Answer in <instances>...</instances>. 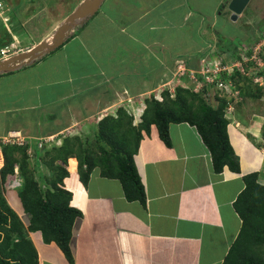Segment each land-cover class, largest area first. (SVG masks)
Segmentation results:
<instances>
[{
  "label": "crops",
  "instance_id": "obj_1",
  "mask_svg": "<svg viewBox=\"0 0 264 264\" xmlns=\"http://www.w3.org/2000/svg\"><path fill=\"white\" fill-rule=\"evenodd\" d=\"M80 1L77 0L62 17L65 19ZM187 1L179 0L177 4L182 6ZM235 1L237 7L230 6ZM255 3L256 0L217 1L222 5L219 14L226 12L229 16L236 10L239 12L236 20L247 15L246 9ZM154 5H144V15H148ZM192 6L184 16L196 10ZM15 12L16 8H6L5 15L11 19ZM21 16L26 17V14ZM193 20L191 18L189 23ZM212 21L216 23L215 15ZM191 24L193 28L195 22ZM153 26L150 29H156ZM203 28H199L202 34ZM214 33L221 35L219 29ZM206 34L209 32L201 36V46L205 43ZM191 37L197 36L193 33ZM54 50L56 48L45 51L33 60L25 58L15 68L0 71V136L9 131H18L25 136L26 144L34 152L29 160L36 164L40 175L49 174L40 160V155L49 145L39 149V139L51 136L54 138L51 145L59 146L66 135L82 137L91 133L88 136L92 137L95 123L109 110L116 112L119 105L113 102L114 94L99 101L96 87L100 86L107 93V87L101 85L107 79L96 78L94 73L89 74L93 79L86 90L95 92L84 97L86 90H81L82 83L74 84V77L78 75L62 77L59 65L51 67L45 63L47 54ZM50 70L56 74L49 77ZM97 72L107 77L104 71ZM96 80L104 82L97 86ZM67 82L73 83L78 90L74 93ZM73 97L77 105L71 102ZM248 98L256 97H243L242 108ZM253 115L246 122L243 121L246 116L237 118L235 115L227 124L229 141L239 160V172H234L227 165L220 172L214 171L209 150L196 127L188 123L170 124V145L158 138L155 129H151L149 135H143L134 161L145 188V205L137 200H128L120 181L102 176L99 167H94L87 182L83 183L77 160L69 157L64 165L68 174L62 179L61 186L71 194L69 205L81 212L71 226L69 249L73 261L65 257L54 241L45 242L40 230H29L27 234L37 251L38 264H221L241 224L233 202L243 188L242 176L256 171L258 181L264 183V175L261 174L264 147H260L262 135L258 136L259 130L263 131L260 128L263 124ZM91 119H95L94 123ZM37 150H40V155ZM2 163L3 159L0 165ZM5 196L9 206L27 227L29 216L23 211L17 191Z\"/></svg>",
  "mask_w": 264,
  "mask_h": 264
},
{
  "label": "rangeland",
  "instance_id": "obj_2",
  "mask_svg": "<svg viewBox=\"0 0 264 264\" xmlns=\"http://www.w3.org/2000/svg\"><path fill=\"white\" fill-rule=\"evenodd\" d=\"M76 1L6 0L3 9L16 8L17 12L13 18L5 19L10 33L13 35L8 39L4 37L8 35L6 24L0 18V36L2 37V39L0 38V47L12 43L5 55H16L44 39H47V43L50 44L52 34L60 25L59 23H63L65 20L62 16ZM178 1L102 0L99 9L93 16L76 20L67 32L63 43L72 39L62 48L56 47V50L47 54L45 63L51 67L59 65L58 71L60 75H63L62 77L78 75L77 78L74 77V84L78 81L81 82L82 91L86 90L93 79L89 77L90 73H94L93 76L96 78L103 77L104 81L107 79L102 84L101 82L104 81L96 80L97 86L101 84L107 87V93L100 86L96 87L99 101L102 102L103 99L114 94L113 102L119 103L120 107L132 115V122L135 124L138 118L141 120V113L146 106L144 100L153 95L156 99L161 100V91L163 88L166 89L165 87L168 88L172 97L176 84L189 86L196 92H200L201 84L193 79L194 67L201 63V59L206 60L207 56H210L221 62L225 58L229 62L224 65L228 64L232 68V65L237 63L242 71L245 69L240 63L241 60L238 61L235 57L236 54L241 56V59L246 55L245 52L264 54V0H256L250 9L249 7L246 9L247 15L241 16L239 20L232 19L231 15L227 16L226 12L219 14L222 11V5L217 4V1L220 0H196L194 5V0H189L185 4L182 3V6L177 4ZM147 4L156 5L152 6L148 15H144V5ZM216 4L217 8H215ZM191 6L193 10L196 7V10L191 11L192 13L188 16H184V12L191 9ZM31 8L33 9L30 10ZM25 14L26 17L21 16ZM214 15L216 23L212 21ZM191 18L194 20L189 23ZM193 22H195V26L192 28L191 23ZM151 26L156 29H150ZM201 27L205 29L203 34L209 32L206 34L205 43L202 46L199 44L203 39L199 36ZM217 29L220 30L224 39V43L220 42L223 48L217 46V41L220 39L219 34L214 33ZM193 33L194 36L197 35L196 38L191 37ZM212 41L214 42L210 46ZM119 42L122 44L120 45ZM217 50L220 53H216ZM188 61H190L189 67L187 66ZM261 61L251 62L258 64L256 70L259 73L262 69ZM247 68L248 71L249 69L251 71L246 77L251 79L250 77H254L252 73L255 69L253 70L249 63H247ZM97 70L100 73L104 71V75L107 77H104L103 73L99 74ZM201 70L198 71L201 73ZM262 73L264 74V72ZM55 74L53 70L49 71V77ZM244 83H248L246 78ZM74 84L67 82V85L75 93L78 89ZM249 84L252 91L258 85L254 82ZM211 87L209 88V95L211 94L209 99L207 98L208 93L207 96L205 95L208 102H212L211 99L215 95V91ZM259 87V92H257L259 95L256 98L246 99L245 108L244 106L242 108L241 103L237 104L229 116L231 114L236 115L237 118L246 116L243 118V121L246 122L251 119L253 114H256V119L263 124V128L260 127L263 131L259 130L258 136L261 134V140H264V86ZM93 92L95 91L86 90L84 97H89ZM204 94H206L205 91ZM79 97H82V94ZM71 102L77 105V100L74 97ZM64 104L67 105V102L64 101ZM117 107H119L118 104ZM246 108L247 110H245ZM111 113L113 112L109 110L107 114ZM21 116L22 114L17 117ZM255 116L253 115L254 118ZM89 134L91 135V133ZM89 134L86 133L82 137L88 141L91 139ZM39 151L37 150L40 155ZM32 164L33 162H30V166ZM261 174L264 175V166ZM20 187L21 185L17 187L16 191Z\"/></svg>",
  "mask_w": 264,
  "mask_h": 264
},
{
  "label": "trees",
  "instance_id": "obj_3",
  "mask_svg": "<svg viewBox=\"0 0 264 264\" xmlns=\"http://www.w3.org/2000/svg\"><path fill=\"white\" fill-rule=\"evenodd\" d=\"M199 36L203 34L200 32ZM9 37L7 35L6 38ZM223 40L221 37L217 41L219 48H223L220 45ZM216 53L220 52L217 50ZM236 55L237 60H242ZM228 62L224 58L220 63L224 65ZM249 64L254 69L257 67L254 63ZM198 68L199 65L194 70ZM230 77L242 97L259 95L260 87L257 85L252 91L249 84L252 81L246 75L234 71ZM245 78L248 83H244ZM207 83L205 81L200 92L176 84L173 97L167 87L163 88L161 100L154 95L144 100L146 106L137 124L132 122V115L119 106L115 115L106 114L95 123L90 140L86 141L78 135L64 136L61 145L45 149L40 155V160L49 171L47 175H40L35 163L30 166L29 157L34 152L27 144H0L3 156L0 167V264H38L37 251L27 234L29 230H40L45 242L54 241L65 257L73 261L69 249L71 226L81 212L69 205L71 194L61 186L62 179L68 174L64 165L69 157L77 160L83 183L87 182L92 169L99 167L102 176L120 181L128 200H137L145 205V188L134 161L139 142L143 135H149L151 129H155L158 138L170 145V124L185 122L196 127L211 154L214 171L220 172L227 165L234 172H239V160L227 134L230 119L226 117L225 109L228 100L215 91L212 102H208L205 95L208 93L207 98L211 95L209 88L214 87L215 81ZM240 103L241 100L235 105ZM94 120L91 119V122L94 123ZM262 143L260 147H264V140ZM57 160H60L59 163ZM15 168L22 180L17 195L25 214L29 216L27 227L4 195L3 184L14 174ZM242 180L243 188L233 202L241 219L240 228L221 264H264V184L258 181L256 171L243 175Z\"/></svg>",
  "mask_w": 264,
  "mask_h": 264
},
{
  "label": "built area",
  "instance_id": "obj_4",
  "mask_svg": "<svg viewBox=\"0 0 264 264\" xmlns=\"http://www.w3.org/2000/svg\"><path fill=\"white\" fill-rule=\"evenodd\" d=\"M4 3L2 0H0V18L2 19V21L6 24V28L8 29V31H10V28L8 27L6 20L8 19V17L5 15L6 10L3 9ZM8 47L2 48L0 50V53L2 54L1 58L2 59H6L10 56L5 55V52L8 51ZM207 56V55H206ZM205 57V56H204ZM208 59V60H207ZM207 59H201V63L199 64V68L197 70H194V79L198 84H201L200 87H202L206 82L209 83H214V91H217L218 95L220 97H225L228 102H227V109L226 111H231L233 110L234 104L237 101L242 100V95L240 92V89L237 88L234 84L233 81L231 79V74L234 71H238L243 75L249 76V73L251 71V69L247 68V63H251L253 61H256L257 63L262 60V69H260L259 73L256 68L255 71H253L252 74H254V77H250L252 82L254 83H258V85H264V81H263V76L264 74L262 72H264V59H260V53L257 52L255 54H251L247 57H243V59L240 61V63L242 64V66L244 67L245 70H240L239 66L237 65V63H235V65H232V68L228 66V64L226 65H221L219 64L220 62L217 61V59L215 57H210L207 56ZM258 59V61H257ZM239 61V60H238ZM204 63V64H202ZM256 64V66H258V64ZM254 64V65H255ZM202 65V66H201ZM201 66V67H200ZM260 66V68H261ZM254 70V66H251ZM201 70V73L198 70ZM193 72V71H191ZM248 73V74H246ZM225 75V76H224ZM202 77L201 79H199L198 77ZM203 79V80H202ZM49 139V138H48ZM47 138H41L38 140L37 142V146L38 148H42L44 144H49L52 143L50 140H48ZM51 139V137H50ZM26 138L25 136H23L20 132L18 131H9L7 132V134L0 136V144H6V143H15V144H25L26 143ZM1 149V148H0ZM20 184V180L18 178H12L11 180L7 181V183L5 184V188L6 189H14L17 185Z\"/></svg>",
  "mask_w": 264,
  "mask_h": 264
},
{
  "label": "water",
  "instance_id": "obj_5",
  "mask_svg": "<svg viewBox=\"0 0 264 264\" xmlns=\"http://www.w3.org/2000/svg\"><path fill=\"white\" fill-rule=\"evenodd\" d=\"M102 0H82L74 10L65 18L64 22L61 23L54 33L52 34V43L48 44L47 39L41 41L32 49H28V51L12 56L6 60L0 61V71H5L9 69L15 68L19 62L23 61V59L28 58L29 60H33L45 51H49L59 46L65 39L67 32L74 25L76 20L88 18L93 15L100 7ZM238 11L233 10L231 14V18L235 19ZM16 64V65H13Z\"/></svg>",
  "mask_w": 264,
  "mask_h": 264
},
{
  "label": "clouds",
  "instance_id": "obj_6",
  "mask_svg": "<svg viewBox=\"0 0 264 264\" xmlns=\"http://www.w3.org/2000/svg\"><path fill=\"white\" fill-rule=\"evenodd\" d=\"M233 13V12H232ZM239 13V12H238ZM237 13V14H238ZM94 15V14H93ZM93 15H91V16H93ZM237 16V15H236ZM5 28H6V26H5ZM6 30H7V32L9 33V36H12L13 37V35L10 33V31H8V29L6 28ZM219 36H220V38L222 37L223 38V36H221L220 34H219ZM11 44L12 43H9V44H6L5 46L3 45V47H1L0 48V50L2 49V48H5V47H8L9 48V46H11ZM62 44H64L63 42L60 44V45H62ZM57 47H59V46H57ZM56 48V47H55ZM206 52H207V50H206ZM1 54V53H0ZM2 55V54H1ZM17 55V54H16ZM208 55V54H207ZM251 55V54H250ZM12 56H15V55H12ZM12 56H10V57H12ZM10 57H8V58H10ZM260 57H262V59H264V54H260ZM8 58H6V59H8ZM6 59H2L1 57H0V61H3V60H6ZM259 86H261V85H259ZM262 86H264V85H262ZM242 100H243V97H242ZM241 100V101H242ZM118 106H120V105H118ZM236 105L234 104V107H235ZM234 107H233V110H231V111H226V109H227V106H226V109H225V112H226V117L228 118V119H230L229 120V122H231L232 121V119H233V114H231L230 116H229V113H232L233 111H234ZM116 114V112L115 113H113V115H115ZM142 114V113H141ZM140 122V121H139ZM50 137L51 136H49V137H45V138H49L48 140H50L52 143L54 142V138L53 137H51V139H50ZM15 144V143H14ZM26 144V143H25ZM17 145H19V144H17ZM22 145H24V144H22ZM46 144H44L43 146H45ZM47 145H49V148L50 147H52V145H51V143H49V144H47ZM40 149V148H39ZM29 149H28V153H29ZM1 154H2V151H1V149H0V158H1ZM2 159L3 158H1V162H2ZM3 165V163L0 165V167ZM12 178H18L19 180H20V184L19 185H21V176H20V174H19V172H18V169L17 168H15L14 169V174L12 175V176H9V178L6 180V182L3 184V187H4V195H7L9 192H11V191H14V190H16L17 189V187L19 186V185H17L14 189H6L5 188V184L7 183V181H9V180H11ZM5 198H6V196H5ZM24 211V210H23Z\"/></svg>",
  "mask_w": 264,
  "mask_h": 264
},
{
  "label": "flooded vegetation",
  "instance_id": "obj_7",
  "mask_svg": "<svg viewBox=\"0 0 264 264\" xmlns=\"http://www.w3.org/2000/svg\"><path fill=\"white\" fill-rule=\"evenodd\" d=\"M237 5V2L235 1V2H233L230 6H233V7H235ZM237 7V6H236ZM235 9V8H234ZM237 17V16H236ZM236 19V18H235Z\"/></svg>",
  "mask_w": 264,
  "mask_h": 264
},
{
  "label": "bare ground",
  "instance_id": "obj_8",
  "mask_svg": "<svg viewBox=\"0 0 264 264\" xmlns=\"http://www.w3.org/2000/svg\"><path fill=\"white\" fill-rule=\"evenodd\" d=\"M0 163H1V158H0Z\"/></svg>",
  "mask_w": 264,
  "mask_h": 264
}]
</instances>
